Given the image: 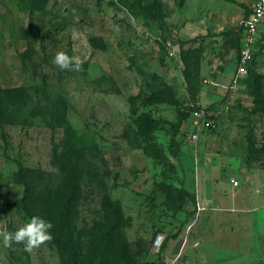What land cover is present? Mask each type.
<instances>
[{"label": "rangeland", "instance_id": "374dc122", "mask_svg": "<svg viewBox=\"0 0 264 264\" xmlns=\"http://www.w3.org/2000/svg\"><path fill=\"white\" fill-rule=\"evenodd\" d=\"M251 2L0 0V226L14 233L40 214L54 222L52 239L31 252L5 247L0 236L5 264H149L184 243L196 217L185 179L198 141L182 119L205 79L200 61L219 74L216 61L224 70L238 54ZM38 29L43 36H30ZM60 51L82 70L54 65ZM230 85L206 106L224 109L202 133L227 122L264 168V45ZM142 114L156 120L151 131L138 122ZM106 196L122 212L115 233ZM62 210L72 214L56 225ZM183 254L177 264L200 263L194 251Z\"/></svg>", "mask_w": 264, "mask_h": 264}, {"label": "crops", "instance_id": "0c3cea01", "mask_svg": "<svg viewBox=\"0 0 264 264\" xmlns=\"http://www.w3.org/2000/svg\"><path fill=\"white\" fill-rule=\"evenodd\" d=\"M236 60L237 55L231 63H224V70L222 61L217 60L213 67H219V74L210 73L211 60H201L200 73L205 79L197 95V106L206 107L224 98L231 86ZM218 106L208 107L218 115L224 109ZM187 122L183 123L187 130H195L192 122ZM222 125L213 134L202 133L206 129L200 127L189 167L188 152L183 157L184 167L192 170L189 179L186 175L185 189L195 197L194 203L186 200L187 211L196 217L189 225L184 243L181 245L182 239L178 240L173 246L175 251L169 255L165 250L162 257L172 259L179 254L178 261L184 256L183 249H189L200 259L199 264H258L264 260V168L249 159L244 134L240 133L235 140L228 132L227 122ZM201 134L203 138L199 141Z\"/></svg>", "mask_w": 264, "mask_h": 264}, {"label": "built area", "instance_id": "2783aa9c", "mask_svg": "<svg viewBox=\"0 0 264 264\" xmlns=\"http://www.w3.org/2000/svg\"><path fill=\"white\" fill-rule=\"evenodd\" d=\"M264 24V0H253L250 6V12L247 18L242 22L241 48L237 54L236 67L232 76L231 83L237 85L246 75L259 48V40L262 37V25ZM192 124L195 130L191 132V138L196 140L198 129H212L216 126L213 110L204 106H195L191 112ZM235 183H237L235 181ZM157 249L160 248L161 242L155 241ZM179 257L177 254L172 259L163 258L161 264H176ZM0 264H5L3 255L0 251Z\"/></svg>", "mask_w": 264, "mask_h": 264}, {"label": "clouds", "instance_id": "9594fccd", "mask_svg": "<svg viewBox=\"0 0 264 264\" xmlns=\"http://www.w3.org/2000/svg\"><path fill=\"white\" fill-rule=\"evenodd\" d=\"M53 64L62 71H81L82 66L74 62L66 52H57L53 58ZM53 225L41 217L33 216L28 223L17 229L14 233H8L0 226V236L3 237L5 247H11L13 243L24 244L25 251L31 252L52 239L50 229Z\"/></svg>", "mask_w": 264, "mask_h": 264}, {"label": "trees", "instance_id": "16d2710c", "mask_svg": "<svg viewBox=\"0 0 264 264\" xmlns=\"http://www.w3.org/2000/svg\"><path fill=\"white\" fill-rule=\"evenodd\" d=\"M34 7H33L34 9H36V8L37 9H40V10L44 9L43 6L38 7L37 5H35ZM249 12H250V9L248 10V12L246 14V17L248 16ZM44 32H45V30H40V29H38V30H32L30 32V36H32L33 38H35V37L38 38V37L43 36V33ZM241 37H242V24L240 25V28H239V31H238V35H237L238 53H239L240 48H241ZM263 45H264V29L262 30V37L259 40V48H258L257 54L261 52V49H262ZM255 56H256V54H255ZM254 60H255V57L252 60L250 67L252 66ZM200 66H201V61H200V64H199V72H200ZM250 67H249V69H250ZM191 103H193V102H191ZM191 103H190L191 106H188V109H187V112L185 113L184 118L183 119L181 118L183 122L188 119L189 115L191 114V112L194 110V108L196 106V105H194V103L193 104H191ZM138 122L140 123V125L141 124L143 125V128L144 129H146L148 131H151L153 129L154 123H156V120H154L153 118H151L150 116H148L146 114H142L140 116V118L138 119ZM251 151H252V148L248 145V154H250ZM58 159H60V158H58ZM63 167L65 169H66V167L69 168L67 165H63ZM25 184L27 186V190H26V193H25V199H23L24 202H25V200L28 199V197H31V194L29 193V189L31 187V184L28 181L25 182ZM54 194L56 195V193H54ZM187 199H188V201H190L192 203L195 202L194 195L190 194L189 192H188V195L186 196V200ZM41 201H42L41 203H43L45 200H41ZM69 203H71V201H67L64 204L66 206L71 205ZM103 206H104V209H105V211L107 212V214H108V216L110 218V223H111L110 230H111V232L115 233V231L120 227L121 222H122V212H121V208L109 196H106L103 199ZM70 210H72V206H71ZM61 213H62V215H61ZM64 213H66V215L72 214V212H64V210L60 211L59 214H60L61 217H59V224H56V225H60V224H63L64 223V221H63L64 218H62V216L64 215ZM40 215H41V217H43V219L45 221L50 222L51 224L54 225V222L51 220V218L48 215L47 216H44V215L42 216V214H40ZM149 264H161V261L150 262Z\"/></svg>", "mask_w": 264, "mask_h": 264}]
</instances>
